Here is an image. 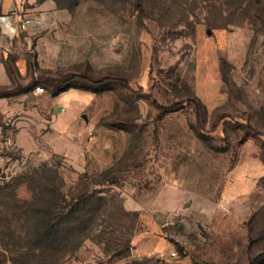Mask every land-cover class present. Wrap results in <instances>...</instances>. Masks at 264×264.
<instances>
[{
    "label": "rangeland",
    "instance_id": "374dc122",
    "mask_svg": "<svg viewBox=\"0 0 264 264\" xmlns=\"http://www.w3.org/2000/svg\"><path fill=\"white\" fill-rule=\"evenodd\" d=\"M11 7L0 6V136L17 146L0 182V264H264V0ZM73 74L130 86L64 89ZM194 95L200 120L192 104L154 103ZM108 168L116 183L89 237L66 253L35 248L30 208L47 205L46 178L70 199Z\"/></svg>",
    "mask_w": 264,
    "mask_h": 264
},
{
    "label": "trees",
    "instance_id": "16d2710c",
    "mask_svg": "<svg viewBox=\"0 0 264 264\" xmlns=\"http://www.w3.org/2000/svg\"><path fill=\"white\" fill-rule=\"evenodd\" d=\"M79 81H83L86 86L94 88L102 87L108 82H118L130 86V82L126 78L105 76L100 79H93L83 74H73L66 79H62L61 84L64 89L80 88ZM154 103L161 113L177 111L185 103L192 104L196 110L198 120H200L202 110L205 108L201 99L195 95L177 101L170 106L162 105L156 99ZM111 172L112 168L106 169L101 173L102 180L93 183L94 186H100L99 188L90 192L91 186L86 185L70 199L61 191L62 185H55L52 178H46L47 184L41 185V189L44 191L42 198L44 200L47 198V205L42 207L33 205L30 208L34 216L33 240L38 241L33 246L35 248L46 247L49 254L54 255L58 251L64 250L66 253L81 245L92 232L96 219L101 218V214L106 211V205L102 204L106 201V198L100 194L105 192L104 186L106 184L114 185L116 183L113 179L107 177ZM34 195L36 202L38 197L41 196L38 185H36ZM60 257L57 256L56 259ZM18 258L19 264H22V258Z\"/></svg>",
    "mask_w": 264,
    "mask_h": 264
},
{
    "label": "built area",
    "instance_id": "2783aa9c",
    "mask_svg": "<svg viewBox=\"0 0 264 264\" xmlns=\"http://www.w3.org/2000/svg\"><path fill=\"white\" fill-rule=\"evenodd\" d=\"M45 91L44 87L38 86L36 88V93L41 94ZM16 141L12 136H0V181H8L11 177V169L8 168L7 160L9 153L16 149ZM176 252L172 253V256H175Z\"/></svg>",
    "mask_w": 264,
    "mask_h": 264
},
{
    "label": "crops",
    "instance_id": "0c3cea01",
    "mask_svg": "<svg viewBox=\"0 0 264 264\" xmlns=\"http://www.w3.org/2000/svg\"><path fill=\"white\" fill-rule=\"evenodd\" d=\"M13 2V0H2V2H1V7H2V9L4 8V9H7V10H12L11 8V3ZM14 14H16V13H14Z\"/></svg>",
    "mask_w": 264,
    "mask_h": 264
}]
</instances>
